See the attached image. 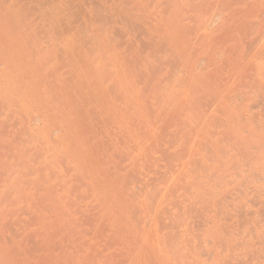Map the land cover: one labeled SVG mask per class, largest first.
<instances>
[{"label":"rangeland","instance_id":"1","mask_svg":"<svg viewBox=\"0 0 264 264\" xmlns=\"http://www.w3.org/2000/svg\"><path fill=\"white\" fill-rule=\"evenodd\" d=\"M33 1L0 0V264H264V0Z\"/></svg>","mask_w":264,"mask_h":264},{"label":"bare ground","instance_id":"2","mask_svg":"<svg viewBox=\"0 0 264 264\" xmlns=\"http://www.w3.org/2000/svg\"><path fill=\"white\" fill-rule=\"evenodd\" d=\"M7 1H8V0H7ZM32 1H33V0H32ZM32 1L30 0V2H32ZM35 1H40V3H41V0H35ZM42 1H43V2H46V3L48 2V7L50 6L49 4H52V5H53V3H54V5H55V2H56V5L60 8V10H61L63 13L66 14L65 10L70 11V19H71V17H74V16H75V14H74V12H73L74 9L71 11V5L75 2V0H55V1L53 0L54 2L52 1V3H51V0H49V1H47V0H42ZM76 1H77V0H76ZM96 1H98V0H96ZM101 1H102V2H105V1H103V0H101ZM33 2H34V1H33ZM43 2L40 4V8H41V9H42V7H44V6H42ZM49 2H50V3H49ZM99 2H100V1H99ZM99 2H98V3H99ZM77 3H78V2H77ZM44 4H45V3H44ZM78 4H79V3H78ZM86 4H87V2H86ZM88 4H89V3H88ZM100 4H103V3H100ZM37 5H38V4H37ZM80 5H81V3H80ZM57 6H50V7H55V8H57ZM77 6H78V5H77ZM89 6H90V4H89ZM106 6H107V5H106ZM106 6H105V7H106ZM37 7H38V6H37ZM45 7H46V6H45ZM45 7H44V8H45ZM50 7H49V8H50ZM79 7H80V6H79ZM90 7H91V6H90ZM55 8H54V9H55ZM59 8H58V9H59ZM38 9H39V8H38ZM41 9L38 10V12H39V11H42ZM52 9H53V8H52ZM54 9H53V11H51V14H50V15L48 14L49 12H47V15H48L47 18H46L47 15H44L45 12H43V13H44L43 16H44L46 19L49 18V20H50V18H51V20H50V21H51V22H50V25H53V26H55V27H58V25L60 24L59 22H61V17H62V16H61V15H58L59 10H58V12H57V11L55 12ZM91 9H92V8H91ZM105 9H106V8H105ZM46 10L49 11V9H47V8H46ZM88 10H89V8H88ZM108 10H109V9H107V11H108ZM43 11H45V10L43 9ZM79 11H80V10H79ZM82 12H83V11H82ZM85 12H86V11H85ZM92 12H93V11H92ZM39 13H42V12H39ZM59 13H60V12H59ZM67 13H68V12H67ZM79 13L81 14V11H80ZM109 13H110V12H109ZM111 13H112V11H111ZM65 14H64V15H65ZM40 15L42 16V14H40ZM62 15H63V14H62ZM64 15H63V19H64ZM91 15H92V13H91ZM111 15H112V17H113V16H114V17H117V16H115V15H117L116 13H115V15H114V14H111ZM49 16H50V17H49ZM59 16H60V17H59ZM65 16H66V15H65ZM80 16H81V18H82V17H85L84 14H83V15H80ZM92 16H93V15H92ZM77 17H78V16H77ZM90 17H91V16H90ZM65 18H67V17H65ZM68 18H69V17H68ZM63 19H62V20H63ZM75 19H76V18H75ZM77 19H78V18H77ZM82 19H83V18H82ZM82 19H81V21H82ZM84 19H85V18H84ZM86 20H87V19H86ZM81 21H80V22H81ZM67 22H68V21H67ZM83 22L86 23V21H84V20H83ZM47 23H48V22H47ZM64 23H65V20H64ZM64 23H63V24H64ZM74 23H75V21H74ZM68 24H69V23H68ZM68 24H67V25H68ZM65 26H66V25H65ZM70 26H71V25H70ZM75 26H76V23H75ZM79 26H80V29H81V31L78 32L79 35H80L81 32H83L82 34H84L85 31H84V30L82 31L83 28H81V25H79ZM51 27H52V26H50L49 28L47 27L48 30L51 29ZM60 27H62V25H61ZM73 27H74V26H73ZM52 29H53V28H52ZM55 29H56V28L53 29V32L56 31ZM58 29H59V28H58ZM67 29H68V28H67ZM76 29H77V28H76ZM54 30H55V31H54ZM61 30H62V29H61ZM57 31H58V30H57ZM76 31H77V30H76ZM69 32H70V31H69ZM71 32H72V31H71ZM56 33H57V32H56ZM54 34H55V33H54ZM65 34H67V32H66ZM55 35H56V34H55ZM59 35H60V34H59ZM71 35H72V34H71ZM63 36H65V35L63 34ZM73 36H76V35H74V33H73ZM71 37H72V36H71ZM77 37H78V36H76L75 39H77ZM80 37H81V36H79V38H80ZM64 38H66V37H64ZM67 38H68V37H67ZM79 38H78V41H77V42H80V41H79V40H80ZM75 39H74V41H75ZM64 40H66V39H64ZM71 40H72V38H71ZM74 41H73V42H74ZM62 42H63V41H62ZM73 42L71 41L69 44H71V43H73ZM67 44H68V43H67ZM69 44H68V45H69ZM78 44H79V43H77V45H78ZM73 45H74V43H73ZM77 45H76V43H75V46H77ZM70 46H71V45H70ZM70 46H69V47H70ZM75 46H74V47H75ZM72 47H73V46H72ZM72 47H71V48H72ZM67 48H68V47H67ZM69 49H70V48H69ZM69 49H68V50H69ZM70 50H71V49H70ZM40 119H41V118H40ZM38 120H39V119H38ZM38 122H39V121H38Z\"/></svg>","mask_w":264,"mask_h":264}]
</instances>
